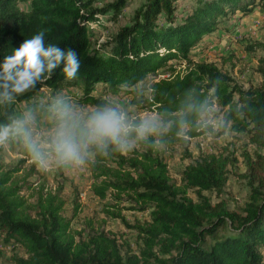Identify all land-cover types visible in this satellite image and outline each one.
<instances>
[{
	"label": "trees",
	"instance_id": "obj_1",
	"mask_svg": "<svg viewBox=\"0 0 264 264\" xmlns=\"http://www.w3.org/2000/svg\"><path fill=\"white\" fill-rule=\"evenodd\" d=\"M130 1L0 0V62L40 31L45 32L46 44L72 48L80 61L76 78L68 79L57 69L34 90L0 104V124L17 117L18 102L33 100L42 88L80 85L81 93L73 97L101 105L93 93L97 84L128 89L169 60L186 59L184 73L170 67L168 77L151 85V103L169 122L160 141L181 140L184 125L189 126L185 130L189 136L213 131L209 123H201V115L215 101L227 107L225 126L233 121V128L257 148L244 153L243 177L251 187L250 198L238 212L206 193L221 194L228 180L232 160L223 154L204 153L187 164L181 183L172 180L152 136L139 140L144 149L132 156L116 152L97 156L89 164L93 193L118 201L125 193L139 209L150 210L149 220L126 222L142 244L138 254L125 257L122 244L109 232L84 235L73 229L72 219L63 214L66 200L58 191L40 185L30 201L22 193L29 187L13 178L18 169L0 165V236L27 252L25 257L13 254V264H264V55H258L261 79L250 88L232 86L231 77L214 63L191 60L192 48L205 35L238 11L247 14L255 6L264 7V0H142L127 23L93 47L92 23L118 19ZM22 3L29 8L24 10ZM259 45L263 51L264 42ZM74 203L77 212L79 204ZM109 212L122 217L120 210Z\"/></svg>",
	"mask_w": 264,
	"mask_h": 264
},
{
	"label": "rangeland",
	"instance_id": "obj_2",
	"mask_svg": "<svg viewBox=\"0 0 264 264\" xmlns=\"http://www.w3.org/2000/svg\"><path fill=\"white\" fill-rule=\"evenodd\" d=\"M141 2L142 0H131L116 20L102 18L99 22L92 23L94 27L93 47H98L99 44L110 39L120 26L128 22L129 17ZM21 7L24 10L29 8L27 3H22ZM263 42L264 7L255 6L247 14L236 12L223 22L221 28L205 35L202 41L192 48L191 60L214 63L224 74L231 77L232 86L235 84L239 87L250 88L258 84L261 79L257 68L258 55H264V50L262 51L259 45ZM188 66L189 62L186 59H171L164 68L148 74L128 89H115L111 86L103 87L97 84L93 93L103 101L101 105L81 102L77 97H73L81 93L80 85H67L57 89L42 88L33 100L18 102L17 117L27 110H32L36 115L35 132L40 136L46 135L52 126L47 106L58 93H62L73 106L85 111L99 106H113L124 111L130 120L136 123L144 119H153L160 127L155 134L150 136L155 138L156 146L168 165L169 174L177 183H181V173L185 166L197 160L204 153L223 154L230 157L232 162L228 166V180L222 193L219 195L215 191L206 193L211 195L214 202L223 199L230 210L239 212L251 195L248 179L243 177L246 172L244 153L252 154L257 148L245 137L244 132L233 128L235 124L233 121H229L225 126L224 115L227 107L223 109L215 101L201 115V123H209L213 131L189 136L185 134L189 126L184 125L180 133L181 140L173 143L160 141L162 132L168 131L169 122H165L156 105L151 103L153 96L151 85L160 78L168 77L171 74L170 67H174L176 73L182 74ZM143 149V144L135 140L134 148L127 155L132 156L135 151ZM0 165L4 169L13 167L18 169L13 178L19 180L21 185L25 184L29 187L22 193L30 201L35 200L36 190L40 185L58 191L66 200L63 214L72 219L73 229L84 231V235L96 230L107 231L122 244L121 249L125 257L128 254H138L142 240L137 231L130 228L126 222L134 224L137 221L149 220L150 210L139 209L138 205L125 193L121 194V201L116 200L112 195H107L105 198L96 196L91 189L93 176L89 165L75 170H63L55 166L48 171L39 170L18 141H11L5 148H0ZM188 192L191 196H195L192 189ZM75 200L79 204L77 212L74 210ZM119 210L122 217H114L109 212ZM219 232H223V229H219ZM209 242L212 240L209 239ZM13 254L27 256L23 245L7 243L0 236V264H13ZM139 264L148 263L141 261Z\"/></svg>",
	"mask_w": 264,
	"mask_h": 264
},
{
	"label": "clouds",
	"instance_id": "obj_3",
	"mask_svg": "<svg viewBox=\"0 0 264 264\" xmlns=\"http://www.w3.org/2000/svg\"><path fill=\"white\" fill-rule=\"evenodd\" d=\"M79 68L74 49L46 44L45 32L40 31L0 62V104H10L34 90L37 84L53 78L57 69L68 79H74ZM47 112L52 126L44 136L35 132L36 115L32 110L11 118L10 123L0 124V148L18 141L42 171L53 166L63 170L83 169L97 156H108L110 152L127 155L135 140H146L160 127L150 118L133 122L124 111L113 106L85 111L73 106L62 93L47 106Z\"/></svg>",
	"mask_w": 264,
	"mask_h": 264
},
{
	"label": "built area",
	"instance_id": "obj_4",
	"mask_svg": "<svg viewBox=\"0 0 264 264\" xmlns=\"http://www.w3.org/2000/svg\"><path fill=\"white\" fill-rule=\"evenodd\" d=\"M95 23H97V22H95Z\"/></svg>",
	"mask_w": 264,
	"mask_h": 264
}]
</instances>
